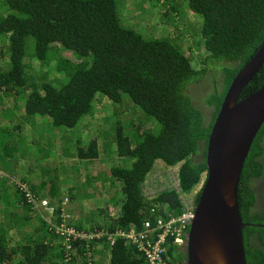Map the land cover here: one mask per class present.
Masks as SVG:
<instances>
[{
	"label": "trees",
	"instance_id": "1",
	"mask_svg": "<svg viewBox=\"0 0 264 264\" xmlns=\"http://www.w3.org/2000/svg\"><path fill=\"white\" fill-rule=\"evenodd\" d=\"M128 1L0 0V102L11 98L25 113L19 122L0 123V199H9V205L22 209L41 200L49 207L39 217L38 227L30 225L33 231L17 213L9 218L21 237L28 239L25 243L22 238L10 242L0 213V264H148L146 252L124 234L133 230L140 235L147 222L155 226L158 219L168 220L184 211L177 190L164 189L153 199L144 194L155 163L180 165L182 194H190L206 180L207 142L221 104L234 78L264 44V0H142L147 4L145 9L137 8L142 15L159 7L168 24H175L183 9L202 19L198 33L190 35L194 47L186 48L173 39L147 38L139 33L122 16ZM62 49L72 50L75 59L62 56ZM53 61L56 73L49 69ZM206 74L214 87L203 100L216 107L211 122L190 94L192 85ZM222 75L224 79H220ZM219 80L224 85L221 93ZM262 87L264 66L243 90L240 101ZM103 98L117 105L124 101L128 107L133 104L135 113L140 111L149 120L136 114L125 124L118 121L112 133L67 135L66 142L73 144L74 152L66 149L65 154L79 158L78 169L85 171L87 178H71L62 191L59 186V190L44 193L39 191L43 185L29 186L30 181L27 192L22 185H15L14 161L21 162L27 148L14 140L11 128L45 122L52 130L75 132L99 110L95 106ZM115 113L118 116L119 109ZM146 121L157 128H148ZM109 135L114 137L119 163L109 174L94 173L85 164L107 161L100 147ZM263 135L264 125L246 160L238 189L244 222H257L249 215L254 196L247 176L250 166L260 167L255 156ZM9 141L12 144L5 145ZM28 192L34 193L35 201L28 200ZM95 204L117 206L116 217L110 215L111 224L94 223L102 216L110 220L106 207L90 213L93 224L89 228L80 223V214ZM248 230L254 229L248 226L243 232ZM245 247L250 264V248L248 244ZM186 258V248L171 239L165 260L184 264Z\"/></svg>",
	"mask_w": 264,
	"mask_h": 264
},
{
	"label": "rangeland",
	"instance_id": "2",
	"mask_svg": "<svg viewBox=\"0 0 264 264\" xmlns=\"http://www.w3.org/2000/svg\"><path fill=\"white\" fill-rule=\"evenodd\" d=\"M162 4V1L161 3ZM147 7L146 3H143L142 0H131L124 4V9H122V16L126 21L132 23L139 33H143L147 38L153 37L156 39L161 38H169L175 41H178V45L183 48L186 47H194V38L190 36L193 32L198 33L200 25L202 24V19L196 18L191 14H187L185 9H183L184 13L182 15L177 16L175 18V24L166 22V18L164 15V10H160L157 7L153 10L152 13L143 14L138 10L145 9ZM138 8V10H137ZM160 14L163 17L156 16V14ZM144 32H143V31ZM62 56H70L72 59H75V53L70 49H62ZM198 59V58H197ZM37 67L39 65L36 64ZM55 62L53 61L49 69L54 70ZM47 69V68H46ZM48 70V69H47ZM51 72H55L51 71ZM53 74V73H52ZM54 74L52 78H54ZM14 100V99H13ZM102 100V101H101ZM100 102L95 106V109H99L95 111L86 124L82 122L83 125L78 128L75 132L67 133L64 130H52L47 123H39L35 122L31 125L27 124V128L15 127L11 128V134H16L14 138L20 146L27 148L26 157L20 161H14V170L18 174V177L14 179L15 185H22L26 192L28 191L27 182L29 186H44L43 189L39 191L47 193L50 192L51 189H58L61 187L64 189V184L68 181L71 182V178H76V180H84L87 178V173L83 170L78 169L80 160L79 158H75L65 154V150L69 153L74 152L73 144L66 142L67 135L73 133L72 138H77L76 136L85 137L84 132L92 133V136H96L98 132L102 133H112L115 130L118 121L120 124H125L127 121L131 120L136 114L139 116L145 117L140 111L135 113V107L133 104H130L128 107V102L124 101L122 105L114 104L107 99L103 98ZM119 109V115L115 113V110ZM25 113L23 112V108H19L16 105L15 101H12L11 98L5 99L0 102V123H3L4 126H8L14 122H19L25 118ZM100 117L99 121H96L97 118ZM147 119V118H146ZM3 120L4 122H1ZM149 120V119H147ZM155 125V124H154ZM152 125V121H146V126L148 128H157V125ZM154 126V127H153ZM88 127V128H86ZM24 128V129H23ZM86 128V129H85ZM79 132V133H77ZM75 133H77L75 135ZM21 135V139H17L18 136ZM25 135L26 138H23ZM108 137V138H107ZM104 137L102 139V146L100 150L102 151L103 158L107 161H100L96 159L94 162L89 163L86 162V167L92 168L94 173L99 171H105L109 174V170L112 166L117 163V154H115V145H114V137L111 135ZM12 143L6 142L5 145H11ZM29 148V150H28ZM29 169L32 172L25 173L22 169ZM180 165L175 167H167L164 162L157 161L153 167V170L148 176V180L144 184V194L148 199H153L156 197L157 193L161 192L164 189H174L178 187V172ZM17 169V170H16ZM207 176V175H206ZM26 179L27 181H23L22 179ZM73 179V180H74ZM205 180V178H204ZM31 183V184H30ZM13 189H11L12 191ZM59 190V189H58ZM90 193H94V188H88ZM29 193V192H28ZM33 192L29 193V201L34 200L35 196L32 197ZM94 195V194H93ZM90 196V195H89ZM91 197V196H90ZM2 199V198H1ZM0 199V213L4 216V220L0 217V220H3V225L6 227L7 236L10 239V242H16L15 238H18V241L21 240V233L19 230H16L13 226L12 222H10L9 218H13L14 213H17L22 218H26V222L28 224V228L30 231H33L30 225L37 226L39 225V217L42 215L44 210L48 212V208L45 206V200H41L42 202L32 206L30 208H19L14 207L8 204V200L3 198ZM199 200V196H198ZM197 200V203H198ZM15 202L13 203V205ZM90 206V208L84 210V213L80 214L81 224L85 225V227L89 228L93 224L90 222L91 212L95 210H100L102 208H108V217L110 220H104L103 216L100 219L94 221L97 224H111L112 215L114 218L116 217V208L115 205H99ZM28 220V221H27ZM28 228H26L28 230ZM30 237V236H29ZM23 243H25L28 239L22 238ZM100 259V257H98ZM106 264H109L106 263Z\"/></svg>",
	"mask_w": 264,
	"mask_h": 264
},
{
	"label": "water",
	"instance_id": "3",
	"mask_svg": "<svg viewBox=\"0 0 264 264\" xmlns=\"http://www.w3.org/2000/svg\"><path fill=\"white\" fill-rule=\"evenodd\" d=\"M264 66V44L232 81L214 121L206 152L207 176L185 235L184 264H248L238 203L241 176L264 125V87L240 101Z\"/></svg>",
	"mask_w": 264,
	"mask_h": 264
},
{
	"label": "flooded vegetation",
	"instance_id": "4",
	"mask_svg": "<svg viewBox=\"0 0 264 264\" xmlns=\"http://www.w3.org/2000/svg\"><path fill=\"white\" fill-rule=\"evenodd\" d=\"M220 79H224V76L222 75ZM219 82L221 83L218 88L221 93L224 90V85L222 80H219ZM213 92L214 87L209 74L204 75L190 89V94L196 100V104L201 108L208 122L213 121L216 107L213 104L203 102V100L207 99ZM257 151L259 152L256 154L255 160L259 162L260 167L250 166V175L248 174L247 176L248 188L252 190L254 196V202L249 207V215L250 219H257V222H253L250 219V221H243L254 229L243 232L244 243L246 246L248 244L250 248V264H264V135ZM198 157L201 159L202 154L198 155Z\"/></svg>",
	"mask_w": 264,
	"mask_h": 264
},
{
	"label": "built area",
	"instance_id": "5",
	"mask_svg": "<svg viewBox=\"0 0 264 264\" xmlns=\"http://www.w3.org/2000/svg\"><path fill=\"white\" fill-rule=\"evenodd\" d=\"M204 182L205 180L203 179L190 194L186 195L182 194L180 191V182L178 178L179 184H177L178 187L176 190L181 194V200L184 206L183 213L177 217H171L168 220L158 219L155 226L147 222L145 224L146 230L140 235L133 230L129 235L124 234V236L131 239L133 244L146 252L148 264H170L165 260L169 241L172 239L175 244L180 246L184 244L185 235L194 218L198 196L201 193ZM32 197L34 196L32 195ZM44 202L49 210L47 201ZM69 232L75 233L74 230Z\"/></svg>",
	"mask_w": 264,
	"mask_h": 264
}]
</instances>
